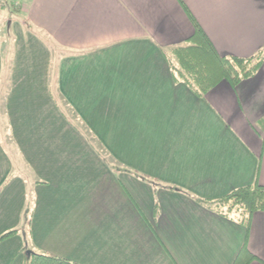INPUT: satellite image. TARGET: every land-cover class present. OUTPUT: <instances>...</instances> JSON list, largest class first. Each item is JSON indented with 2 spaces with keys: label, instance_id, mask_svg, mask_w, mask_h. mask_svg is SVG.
Masks as SVG:
<instances>
[{
  "label": "crops",
  "instance_id": "obj_1",
  "mask_svg": "<svg viewBox=\"0 0 264 264\" xmlns=\"http://www.w3.org/2000/svg\"><path fill=\"white\" fill-rule=\"evenodd\" d=\"M183 1L221 54L264 49V0ZM0 25V264H232L247 236L264 264V210L206 203L264 184V61L197 95L181 0H0Z\"/></svg>",
  "mask_w": 264,
  "mask_h": 264
},
{
  "label": "trees",
  "instance_id": "obj_2",
  "mask_svg": "<svg viewBox=\"0 0 264 264\" xmlns=\"http://www.w3.org/2000/svg\"><path fill=\"white\" fill-rule=\"evenodd\" d=\"M15 1L19 3L15 4ZM181 1L195 27L194 32L183 43L169 49L171 58L176 59V64L172 65L176 79L184 81L194 89L197 95L203 96L222 81H227L235 87L258 71L264 61V49L251 56L221 54L184 1ZM10 3L15 9L21 10L24 0H10ZM115 169L120 170L117 166ZM136 175L143 177L139 173ZM196 199L202 200L199 197ZM206 203L215 212L236 218L249 227L253 213L264 210V184L255 181L252 184L242 185L216 199H209ZM27 223H29L28 219ZM18 231L19 229L9 230L3 233L0 239L10 237ZM247 240L248 236L232 264H250L258 259V256L249 249ZM24 264L82 263L51 252L27 248Z\"/></svg>",
  "mask_w": 264,
  "mask_h": 264
},
{
  "label": "rangeland",
  "instance_id": "obj_3",
  "mask_svg": "<svg viewBox=\"0 0 264 264\" xmlns=\"http://www.w3.org/2000/svg\"><path fill=\"white\" fill-rule=\"evenodd\" d=\"M1 26V25H0ZM2 27V26H1ZM2 29H4L3 27H2ZM3 31V30H2ZM1 31V32H2ZM0 32V33H1ZM87 132L90 134V135H92L88 130H87ZM90 139L92 140V142H94V144L98 147V149H100V150H102V154H105V152L103 151V149H102V145L101 144H99V142L96 140V139H98L97 137L96 138H94V137H92V136H90ZM108 155H109V157H110V154L109 153H107ZM114 159V158H113ZM115 160V159H114ZM115 162V161H114ZM115 163H117V162H115ZM118 168H123V167H121V166H118ZM135 172V174H136V171H134Z\"/></svg>",
  "mask_w": 264,
  "mask_h": 264
},
{
  "label": "built area",
  "instance_id": "obj_4",
  "mask_svg": "<svg viewBox=\"0 0 264 264\" xmlns=\"http://www.w3.org/2000/svg\"><path fill=\"white\" fill-rule=\"evenodd\" d=\"M18 1H15V4H18ZM2 31V27L0 26V32Z\"/></svg>",
  "mask_w": 264,
  "mask_h": 264
}]
</instances>
